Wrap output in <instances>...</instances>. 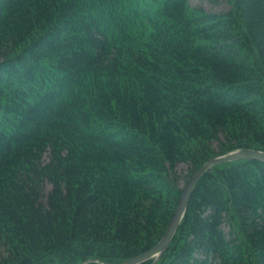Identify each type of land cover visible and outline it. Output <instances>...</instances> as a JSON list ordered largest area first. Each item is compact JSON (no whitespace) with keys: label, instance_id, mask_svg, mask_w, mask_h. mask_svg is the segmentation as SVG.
<instances>
[{"label":"trees","instance_id":"obj_1","mask_svg":"<svg viewBox=\"0 0 264 264\" xmlns=\"http://www.w3.org/2000/svg\"><path fill=\"white\" fill-rule=\"evenodd\" d=\"M227 2L0 0V264H121L264 151V0ZM136 264H264V161Z\"/></svg>","mask_w":264,"mask_h":264},{"label":"water","instance_id":"obj_2","mask_svg":"<svg viewBox=\"0 0 264 264\" xmlns=\"http://www.w3.org/2000/svg\"><path fill=\"white\" fill-rule=\"evenodd\" d=\"M238 159H260L264 161V151L253 149V148H240L233 151H230L225 154H220L217 156L212 157L209 159L189 180L187 183L182 197L180 199L179 205L176 209V212L174 213V216L168 226V229L166 230L164 236L162 237L161 241L152 249L149 251L140 254L138 256H135L133 258H130L126 261H124L121 264H136L139 262H142L148 258L159 256L168 246L169 242L173 238L174 234L179 228V225L183 219V216L187 210L190 197L192 195V192L194 190V187L196 186L199 179L204 175V173L213 167L217 163L226 162V161H232V160H238ZM86 264V263H81Z\"/></svg>","mask_w":264,"mask_h":264},{"label":"rangeland","instance_id":"obj_3","mask_svg":"<svg viewBox=\"0 0 264 264\" xmlns=\"http://www.w3.org/2000/svg\"><path fill=\"white\" fill-rule=\"evenodd\" d=\"M191 3L194 5H198V6H202L204 7L206 10L208 11H222L228 8V2L227 0H191ZM220 139L217 140L215 139L213 142L214 147L216 148V150L219 149V146L221 144V140H224V136L223 134H220ZM49 154L44 156V160L48 161L49 160ZM177 173L180 174V185L181 186H185L186 184V177H187V173L189 171V166L187 163H180L177 168ZM52 187V184L50 183V181L45 180L43 183V197L46 198V195L48 194V192L50 191ZM225 231L230 234L231 231V227L229 226L228 223H225L223 225Z\"/></svg>","mask_w":264,"mask_h":264}]
</instances>
